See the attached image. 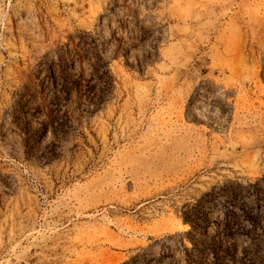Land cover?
Wrapping results in <instances>:
<instances>
[{"label": "rangeland", "instance_id": "374dc122", "mask_svg": "<svg viewBox=\"0 0 264 264\" xmlns=\"http://www.w3.org/2000/svg\"><path fill=\"white\" fill-rule=\"evenodd\" d=\"M263 177L264 0H0V264L238 260Z\"/></svg>", "mask_w": 264, "mask_h": 264}, {"label": "trees", "instance_id": "16d2710c", "mask_svg": "<svg viewBox=\"0 0 264 264\" xmlns=\"http://www.w3.org/2000/svg\"><path fill=\"white\" fill-rule=\"evenodd\" d=\"M262 182H264V177L255 184L247 185V188H245L247 192L244 197H249L255 190L257 199L254 208L244 210L247 229L243 232L242 237L249 240V244L242 249L239 259L236 260V237L232 233L231 226L227 223L222 230L221 236L222 240L227 244L226 247L215 249L210 246L206 250L202 249L198 253V259H188L189 264H260L262 262V257L264 256V187H259ZM249 191L251 192L249 193ZM227 220L228 218L224 217V221L227 222Z\"/></svg>", "mask_w": 264, "mask_h": 264}]
</instances>
